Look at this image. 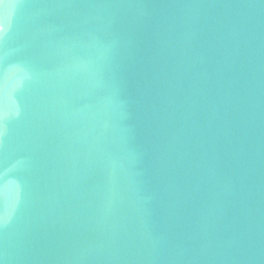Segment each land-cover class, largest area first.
I'll return each mask as SVG.
<instances>
[{"label": "water", "instance_id": "obj_1", "mask_svg": "<svg viewBox=\"0 0 264 264\" xmlns=\"http://www.w3.org/2000/svg\"><path fill=\"white\" fill-rule=\"evenodd\" d=\"M0 264H264V0H0Z\"/></svg>", "mask_w": 264, "mask_h": 264}]
</instances>
